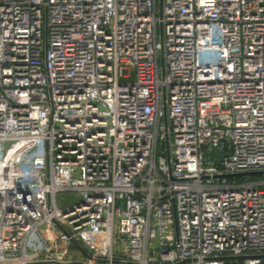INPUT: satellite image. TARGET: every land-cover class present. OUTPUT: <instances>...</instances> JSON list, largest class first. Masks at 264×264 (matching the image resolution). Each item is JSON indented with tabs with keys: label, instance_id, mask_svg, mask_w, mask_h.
Segmentation results:
<instances>
[{
	"label": "built area",
	"instance_id": "built-area-1",
	"mask_svg": "<svg viewBox=\"0 0 264 264\" xmlns=\"http://www.w3.org/2000/svg\"><path fill=\"white\" fill-rule=\"evenodd\" d=\"M0 264H264V0H0Z\"/></svg>",
	"mask_w": 264,
	"mask_h": 264
},
{
	"label": "rangeland",
	"instance_id": "rangeland-1",
	"mask_svg": "<svg viewBox=\"0 0 264 264\" xmlns=\"http://www.w3.org/2000/svg\"><path fill=\"white\" fill-rule=\"evenodd\" d=\"M8 144H4L6 148ZM79 202V196L76 193L64 192L56 195V204L60 209L76 205Z\"/></svg>",
	"mask_w": 264,
	"mask_h": 264
},
{
	"label": "water",
	"instance_id": "water-1",
	"mask_svg": "<svg viewBox=\"0 0 264 264\" xmlns=\"http://www.w3.org/2000/svg\"><path fill=\"white\" fill-rule=\"evenodd\" d=\"M261 172H255V173H244V174H238L237 176H242V175H259ZM231 176V175H230Z\"/></svg>",
	"mask_w": 264,
	"mask_h": 264
}]
</instances>
